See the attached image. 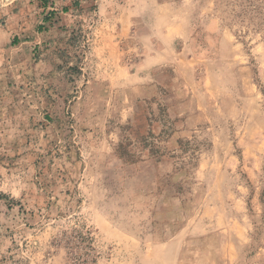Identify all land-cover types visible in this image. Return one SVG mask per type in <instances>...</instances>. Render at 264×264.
<instances>
[{
    "label": "rangeland",
    "instance_id": "rangeland-1",
    "mask_svg": "<svg viewBox=\"0 0 264 264\" xmlns=\"http://www.w3.org/2000/svg\"><path fill=\"white\" fill-rule=\"evenodd\" d=\"M0 264H264V0H0Z\"/></svg>",
    "mask_w": 264,
    "mask_h": 264
},
{
    "label": "trees",
    "instance_id": "trees-1",
    "mask_svg": "<svg viewBox=\"0 0 264 264\" xmlns=\"http://www.w3.org/2000/svg\"><path fill=\"white\" fill-rule=\"evenodd\" d=\"M44 1H46V2H47L48 0H44Z\"/></svg>",
    "mask_w": 264,
    "mask_h": 264
}]
</instances>
